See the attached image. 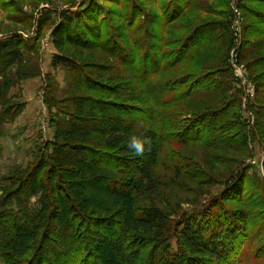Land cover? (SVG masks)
Here are the masks:
<instances>
[{"label": "rangeland", "instance_id": "obj_1", "mask_svg": "<svg viewBox=\"0 0 264 264\" xmlns=\"http://www.w3.org/2000/svg\"><path fill=\"white\" fill-rule=\"evenodd\" d=\"M89 8L94 10L99 34H94L90 48L69 47L65 52L84 71L99 73L105 80L124 75L117 83L119 93L126 94L122 87L135 89L144 102L129 105L150 111L151 119L139 114L142 123L138 125L156 131L158 142L161 137L165 140L160 142L163 154L153 188L139 191L137 204L155 203L174 224L213 197L226 195L236 181L240 193L231 190V198L225 201L230 209L246 212L248 225L239 236L234 260L264 253V18H258L259 11L264 13V0H0V36L18 28L11 22L14 18L28 19L29 36L41 37L40 64L50 71L56 52L53 25L63 13ZM43 16L47 25L40 27L38 19ZM50 75L56 77L51 89L58 99L69 97L67 91L74 83L70 74L68 80L60 69ZM40 81L11 89L13 100L28 104L13 126L6 125L9 130L0 138V197L9 190L10 177L35 161V143L53 137ZM174 83L176 90L170 87ZM161 85L166 91L158 99ZM207 85L221 93L210 98L213 103L201 98L208 92ZM144 86L148 94L142 97ZM188 90L193 91L194 100L184 95ZM167 96L177 102L165 105ZM215 98H220L219 103ZM207 102L208 112L213 109L227 122L221 129L215 126V135L206 136L202 143L192 141L187 124L204 111ZM52 111L59 113L56 107ZM196 131L202 134L201 129ZM181 138L185 146L178 144ZM168 244L176 250L174 236Z\"/></svg>", "mask_w": 264, "mask_h": 264}, {"label": "trees", "instance_id": "obj_2", "mask_svg": "<svg viewBox=\"0 0 264 264\" xmlns=\"http://www.w3.org/2000/svg\"><path fill=\"white\" fill-rule=\"evenodd\" d=\"M8 6L14 8L12 4ZM93 12L89 8L74 14L63 13L51 30L56 50L51 67L65 71L67 80L70 74L74 82L67 91L71 94L64 100L58 99L59 95L51 89L56 77L43 72L38 43L41 37L29 36L31 22L16 17L11 22L18 28L0 36V138L9 130L6 125L14 123L26 106L25 101L13 100L11 89L42 74L46 82L45 87L43 82L42 100L49 112V126L53 128L51 139L35 143V161L10 177L9 190L0 197V261L5 264H264V253L260 252L241 261L234 260L239 236L248 225L246 212L230 209L225 201L231 198V190H235V195L240 193L236 181L229 185L226 195L213 197L174 224L155 203L137 204V193L153 188L155 170L163 154L160 142L165 140L161 137L158 142L156 131L138 125L139 121L142 123L139 114L151 119L150 111L129 105L128 102H144L135 89L126 86L122 87L126 94L119 93L121 87L117 83L124 75L105 80L99 73L84 71L85 67L65 52L69 47L92 46L94 34L100 32ZM259 13L258 18H264V13ZM46 21L47 17L43 16L38 19V25L44 27ZM12 71L15 77L10 76ZM161 87H158V99L166 91ZM170 87L176 90V83ZM205 89L208 92L201 98L211 103L210 98L221 96L214 85ZM147 90L144 86L142 97L148 94ZM75 91L78 93L74 94ZM193 94L191 90L184 93L191 100ZM219 99L215 98L214 102L219 103ZM175 101L174 97L163 98L165 105ZM57 102L62 103L57 106ZM55 107L61 114L52 111ZM210 108L208 103L187 124L192 141L202 143L227 122L213 109L208 112ZM197 129L203 135L197 134ZM131 135L150 138L152 150L146 151L144 157H136L126 146ZM184 142L181 138L178 144L185 146ZM172 236L177 240L174 251L168 244Z\"/></svg>", "mask_w": 264, "mask_h": 264}, {"label": "clouds", "instance_id": "obj_3", "mask_svg": "<svg viewBox=\"0 0 264 264\" xmlns=\"http://www.w3.org/2000/svg\"><path fill=\"white\" fill-rule=\"evenodd\" d=\"M126 146L136 157H144L146 151L152 150V141L148 137L131 135Z\"/></svg>", "mask_w": 264, "mask_h": 264}, {"label": "crops", "instance_id": "obj_4", "mask_svg": "<svg viewBox=\"0 0 264 264\" xmlns=\"http://www.w3.org/2000/svg\"><path fill=\"white\" fill-rule=\"evenodd\" d=\"M53 45V44H52ZM49 47V46H48ZM44 51V50H43ZM42 69H43V72L44 73H47V72H54L55 70H59L60 68H57V69H53L52 67H51V69H50V71H48L47 69H45V67L43 68L42 67ZM61 70V69H60ZM61 71H63V70H61ZM10 76L11 77H15V75H14V72L12 71L11 73H10ZM34 79H37V80H39L40 81V76H37V77H35V78H30V79H27V80H24V81H22L20 84H21V86H23L25 83H28V81L29 82H31L32 80H34ZM20 84H18L17 86H19ZM40 85H41V90H42V93H41V99H42V94H43V88H42V83H41V81H40ZM40 100V99H39ZM26 102V101H25ZM42 102H43V100H42ZM28 104V101H27V103H26V105ZM43 105H44V103H43ZM44 107H45V105H44ZM25 110V109H24ZM23 110V111H24ZM22 113H24V112H22ZM22 113H21V115H22ZM20 115V116H21ZM19 116V117H20ZM18 117V118H19ZM17 118V119H18ZM17 119H16V121L14 122V123H11V126H13L16 122H17ZM24 128H27L26 126L24 127Z\"/></svg>", "mask_w": 264, "mask_h": 264}]
</instances>
